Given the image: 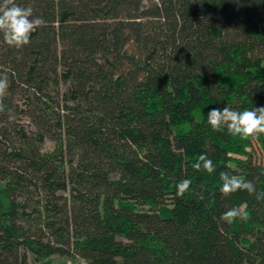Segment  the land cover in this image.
Returning a JSON list of instances; mask_svg holds the SVG:
<instances>
[{
	"label": "trees",
	"instance_id": "16d2710c",
	"mask_svg": "<svg viewBox=\"0 0 264 264\" xmlns=\"http://www.w3.org/2000/svg\"><path fill=\"white\" fill-rule=\"evenodd\" d=\"M254 142L264 0H0V264H264Z\"/></svg>",
	"mask_w": 264,
	"mask_h": 264
},
{
	"label": "rangeland",
	"instance_id": "374dc122",
	"mask_svg": "<svg viewBox=\"0 0 264 264\" xmlns=\"http://www.w3.org/2000/svg\"><path fill=\"white\" fill-rule=\"evenodd\" d=\"M19 121L21 124L24 125L25 129L28 132L32 131L33 126L28 122L26 117H20ZM52 147H53V143L51 142V140L46 139L44 143V148H52ZM249 150L252 152V156L254 160L260 161V162L263 161L264 154L256 142H254V145L251 148H249ZM27 264H40V262L35 260V256L31 252H28ZM48 264H88V263L79 257H67V256H61V255H54L49 260Z\"/></svg>",
	"mask_w": 264,
	"mask_h": 264
}]
</instances>
